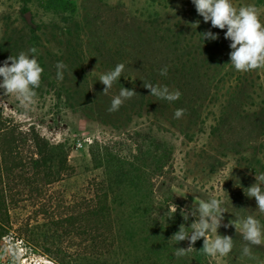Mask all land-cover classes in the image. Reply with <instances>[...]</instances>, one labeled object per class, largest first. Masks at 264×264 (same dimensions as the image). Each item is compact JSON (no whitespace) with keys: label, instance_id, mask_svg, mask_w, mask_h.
<instances>
[{"label":"rangeland","instance_id":"1","mask_svg":"<svg viewBox=\"0 0 264 264\" xmlns=\"http://www.w3.org/2000/svg\"><path fill=\"white\" fill-rule=\"evenodd\" d=\"M232 3L255 5L264 23V0ZM196 20L197 29L187 26ZM208 30L219 39L203 41L199 33ZM229 44L223 30L198 16L191 0H0V66L10 55L35 47L44 69L34 103L25 107L14 94L0 95V111L67 151V175L46 190L48 214L68 216L74 198L104 178L89 151L96 142L134 162L133 176L145 179L136 187L114 189L116 244L104 254L109 264L191 263V255L171 257L170 247L151 237L150 192L154 202L171 201L186 211L194 209L196 198L222 199L223 223L249 214L264 223L255 199L243 191L255 183V173H264V68L236 71ZM59 61L67 65L62 81L56 79ZM119 63L125 65L120 80L102 94L100 75ZM165 66L167 75H159ZM143 81L167 85L181 96L175 102L157 100ZM122 86L138 95L109 112ZM177 109L185 110L179 119L174 118ZM156 142L161 151L169 148L171 157L167 174L154 176L151 189ZM16 200L0 238V264H56V258L59 264L79 263L83 251L77 240L62 235L47 213H37L36 197L22 189ZM218 234L231 236L234 248L228 256H209L210 264L264 261V246L252 248L258 260L242 257L244 241L234 227H220Z\"/></svg>","mask_w":264,"mask_h":264},{"label":"trees","instance_id":"2","mask_svg":"<svg viewBox=\"0 0 264 264\" xmlns=\"http://www.w3.org/2000/svg\"><path fill=\"white\" fill-rule=\"evenodd\" d=\"M160 148L161 143L156 142L152 177L148 179L151 189L155 186V177L163 178L167 174L166 165L171 157L169 148L166 152ZM89 151L94 160H98L97 167L104 170V178L89 183L87 192L74 198L68 216L49 215L51 202L48 201L46 190L53 183L63 180L69 171L65 146L61 143L51 144L32 126L23 130L21 126L4 118L0 111V238L7 233L9 207L17 201L16 197L20 191L26 189L38 201L37 213H47L45 215L48 216V222L58 228L62 235L69 234L77 240L84 254L82 257V253L77 255L79 263L76 261V264H109L107 260L104 261V254L109 255L116 244L115 222L111 209L114 189H120L121 186L136 187L146 182L143 178L133 176L132 173L138 172L134 162H126L122 157L108 153L104 144L96 142ZM127 164L132 166L129 170L125 169ZM150 194L148 199H151L150 205L153 208V213L148 214V218H151L149 227L153 230L151 237L163 242L167 249L169 246L170 256L177 258L174 253L176 249L187 248L189 242L181 241L178 244L170 238L179 230L181 224H185V230L190 233L192 229L188 226L194 222L193 218L189 216L185 221L180 213V205L177 212L172 214L169 211L171 201H165V205L159 204L152 200L154 193ZM160 205L163 208H160ZM202 246L203 238L195 243L194 250L186 254L193 257L189 264H210L209 256L200 251ZM53 261L59 264V259Z\"/></svg>","mask_w":264,"mask_h":264},{"label":"clouds","instance_id":"3","mask_svg":"<svg viewBox=\"0 0 264 264\" xmlns=\"http://www.w3.org/2000/svg\"><path fill=\"white\" fill-rule=\"evenodd\" d=\"M198 16L203 18L205 23L211 24L212 28L224 31V38L230 41L229 52L230 64L238 72H249L264 68V23L260 20V13L255 5L234 6L232 0H191ZM179 7V5H177ZM172 9V8H171ZM175 12V9H172ZM187 26L197 29L200 21L187 22ZM204 40L215 41L219 39L218 34L211 30L199 33ZM38 49L29 48L21 51L17 56L10 55L0 66V95H15L25 107L34 103L37 96L36 89L40 87L42 73L44 69L40 66L36 54ZM56 79H64V71L67 65L62 61L57 62ZM125 69L123 63L117 64L113 70L103 73L99 81L105 86L104 95H107L114 83L120 80ZM159 75H167V66L159 70ZM143 87L150 91V95L157 100L175 102L181 96L179 90H170L167 85L153 84L143 81ZM138 95L134 89L121 87L118 95L111 99L109 112L120 109L126 100ZM184 109H177L174 118L179 119L184 115ZM240 186V185H239ZM245 196L254 198L256 201V212L264 215V173H255V183L243 189ZM227 196L228 193L225 191ZM230 199V198H229ZM196 204L193 209L186 211L180 209L184 220L189 216L195 217L190 224L192 231L187 232L185 224L179 226V230L172 235L171 240L178 244L181 241H188V247H178L175 251L177 257L186 255L194 250L195 243L203 238V246L200 249L205 255L210 257L228 256L234 248V239L228 235L218 234L220 227H234L236 233L242 236L241 255L251 260H258L253 253V247L264 246V223L257 218V215L249 214L246 217H235L226 224L223 223L224 213L227 212L224 204L226 201L218 198L208 200L195 199ZM178 205L172 203L169 211L175 214ZM209 233H215L214 238L209 237ZM259 264H264L260 261Z\"/></svg>","mask_w":264,"mask_h":264}]
</instances>
